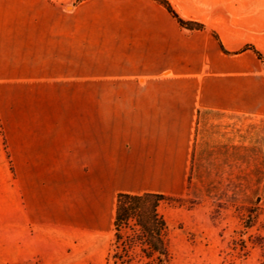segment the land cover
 I'll return each mask as SVG.
<instances>
[{"label": "crops", "instance_id": "crops-1", "mask_svg": "<svg viewBox=\"0 0 264 264\" xmlns=\"http://www.w3.org/2000/svg\"><path fill=\"white\" fill-rule=\"evenodd\" d=\"M0 0V229L13 264H104L119 193L183 197L198 113L264 117V0H114L89 78L87 6ZM216 33L228 54L213 36ZM90 85V86H89Z\"/></svg>", "mask_w": 264, "mask_h": 264}, {"label": "rangeland", "instance_id": "rangeland-1", "mask_svg": "<svg viewBox=\"0 0 264 264\" xmlns=\"http://www.w3.org/2000/svg\"><path fill=\"white\" fill-rule=\"evenodd\" d=\"M80 3L75 0L72 6ZM114 5L109 0L87 6L89 13L101 12L88 16L89 78L95 77L100 61L111 57L112 49L101 44L111 38ZM176 198L181 201L164 200L158 207L168 227V264H264V117L201 111L187 192ZM112 237L111 222L105 253ZM81 246L72 240L64 264H85L84 253L90 250ZM19 258L15 239L5 240L0 229V264ZM87 262L91 264L90 257Z\"/></svg>", "mask_w": 264, "mask_h": 264}, {"label": "trees", "instance_id": "trees-1", "mask_svg": "<svg viewBox=\"0 0 264 264\" xmlns=\"http://www.w3.org/2000/svg\"><path fill=\"white\" fill-rule=\"evenodd\" d=\"M76 1L80 3L86 0ZM152 1L175 19L181 28L189 31L203 30V25L181 19L167 0ZM213 36L220 50L228 54L218 35L213 33ZM242 50H251L258 60L263 59L262 54L254 47L246 46ZM164 200L179 203L181 198L155 193L117 194L112 220L113 237L105 264L169 263L171 257L166 241L168 227L164 217L158 211L159 204Z\"/></svg>", "mask_w": 264, "mask_h": 264}]
</instances>
